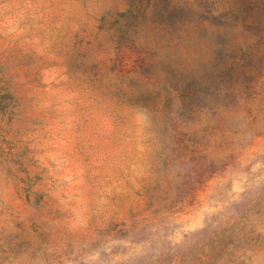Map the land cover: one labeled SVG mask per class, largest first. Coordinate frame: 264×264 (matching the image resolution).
I'll return each mask as SVG.
<instances>
[{
	"label": "rangeland",
	"instance_id": "1",
	"mask_svg": "<svg viewBox=\"0 0 264 264\" xmlns=\"http://www.w3.org/2000/svg\"><path fill=\"white\" fill-rule=\"evenodd\" d=\"M261 130L264 0H0V264L86 224L85 197L146 222ZM178 264H264V203Z\"/></svg>",
	"mask_w": 264,
	"mask_h": 264
},
{
	"label": "clouds",
	"instance_id": "2",
	"mask_svg": "<svg viewBox=\"0 0 264 264\" xmlns=\"http://www.w3.org/2000/svg\"><path fill=\"white\" fill-rule=\"evenodd\" d=\"M137 114L132 110L128 115L127 122L132 127ZM256 135L264 143V130ZM241 156L242 152L235 148L222 158L209 161L208 174L194 188L174 193L155 210V215L138 225L132 221L117 222L113 230L109 227L111 210L98 216L90 211L91 200L85 197L86 224L75 229L69 224L54 247L25 249L19 255H9L8 260L13 264H38L47 253L55 264H178L184 257L200 254L210 238L247 225L254 208L264 203V168L251 172L257 160L264 161V154L246 165ZM235 171L250 173V183L239 193L232 191L231 173ZM201 210L205 211L200 225L188 227ZM122 219L123 216L117 218ZM177 229L181 233L179 239ZM248 229L251 230L250 225ZM117 232L121 234L116 235Z\"/></svg>",
	"mask_w": 264,
	"mask_h": 264
}]
</instances>
